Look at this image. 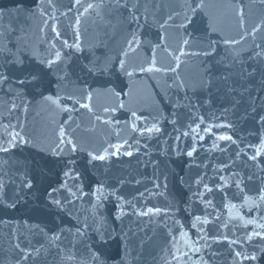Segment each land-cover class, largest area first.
I'll return each mask as SVG.
<instances>
[{
	"label": "water",
	"instance_id": "water-1",
	"mask_svg": "<svg viewBox=\"0 0 264 264\" xmlns=\"http://www.w3.org/2000/svg\"><path fill=\"white\" fill-rule=\"evenodd\" d=\"M119 5L0 0V264H264V0Z\"/></svg>",
	"mask_w": 264,
	"mask_h": 264
},
{
	"label": "snow or ice",
	"instance_id": "snow-or-ice-1",
	"mask_svg": "<svg viewBox=\"0 0 264 264\" xmlns=\"http://www.w3.org/2000/svg\"><path fill=\"white\" fill-rule=\"evenodd\" d=\"M76 3H79V0H76ZM116 3H117V6H120L119 5V0H116ZM49 4H51V0H49ZM94 7V5L92 4H89L88 5V8H92ZM124 7H127V4L124 5ZM87 11V9H85ZM135 18V17H134ZM57 35H59V33H57ZM66 46H69L67 45V41L64 42ZM185 43H188V41H185ZM69 47H75L77 49H79V45L78 44H74V45H70ZM257 47H260V45H257ZM261 53H256V55H260ZM57 57H59V52L56 53ZM17 63H22V61H17ZM54 63L53 61H49V67L51 66V64ZM21 73L23 74L25 72L24 69H20ZM101 71H103V69H101ZM31 79V80H36L38 79V76L32 72H27L26 76H25V79H22L19 81V83L21 85L25 84L26 82H28V80ZM8 80V76L4 75L3 73H0V81H4L6 82ZM84 107H87V105H84ZM107 111V109L105 110ZM133 115H135V113H133ZM262 120H264V117L261 118ZM155 127V125L153 126ZM147 131H152V129H147ZM156 131H160L159 128H156ZM210 131V129H209ZM185 135H187V133H185ZM221 139H231V137H221ZM61 143H63V140L61 141ZM70 145H71V151H76V145L74 143H72L71 141L68 142ZM112 147H116V146H112ZM0 151H5L7 152L8 149L7 148H0ZM195 149L191 150V151H188L187 152V155L188 156H192L193 153H194ZM115 154V153H114ZM126 155H132L131 152H127L125 153ZM94 159H98V160H104L105 159V156H97L95 157ZM253 159H255V157H253ZM221 179H223V177H221ZM197 183H200L201 181L197 180L196 181ZM204 187L206 188V190L211 193L213 191L212 188H209L208 185H204ZM53 191H55V189H53ZM53 203H56V204H59L60 202L58 200H54ZM209 204H211V201H208ZM196 219H199V217H197ZM205 223H207V221H205ZM256 235H259V233H257ZM225 239H227V237H225ZM249 239H251V237H249ZM238 241H233V243H237ZM237 256L241 255V253H236ZM246 259H251V260H255L256 259V256H250V257H245Z\"/></svg>",
	"mask_w": 264,
	"mask_h": 264
}]
</instances>
